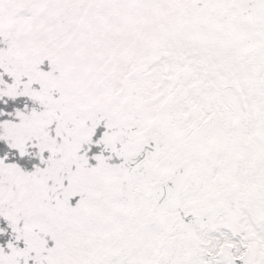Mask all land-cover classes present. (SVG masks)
<instances>
[{
    "label": "snow or ice",
    "instance_id": "1",
    "mask_svg": "<svg viewBox=\"0 0 264 264\" xmlns=\"http://www.w3.org/2000/svg\"><path fill=\"white\" fill-rule=\"evenodd\" d=\"M0 264H264V0H0Z\"/></svg>",
    "mask_w": 264,
    "mask_h": 264
}]
</instances>
